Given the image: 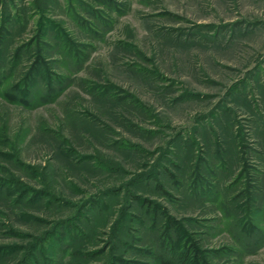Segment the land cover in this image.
Listing matches in <instances>:
<instances>
[{
  "label": "rangeland",
  "instance_id": "374dc122",
  "mask_svg": "<svg viewBox=\"0 0 264 264\" xmlns=\"http://www.w3.org/2000/svg\"><path fill=\"white\" fill-rule=\"evenodd\" d=\"M0 264H264V0H0Z\"/></svg>",
  "mask_w": 264,
  "mask_h": 264
},
{
  "label": "trees",
  "instance_id": "16d2710c",
  "mask_svg": "<svg viewBox=\"0 0 264 264\" xmlns=\"http://www.w3.org/2000/svg\"><path fill=\"white\" fill-rule=\"evenodd\" d=\"M186 254H187V253H186V250H182V251L180 252V255H179V256L183 259L182 261H184V259L187 258V257H186ZM185 261H186V260H185Z\"/></svg>",
  "mask_w": 264,
  "mask_h": 264
}]
</instances>
